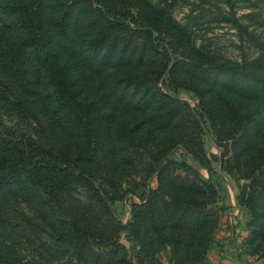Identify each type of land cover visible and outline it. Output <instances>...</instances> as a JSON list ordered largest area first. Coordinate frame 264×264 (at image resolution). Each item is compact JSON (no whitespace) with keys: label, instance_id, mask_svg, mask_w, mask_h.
Here are the masks:
<instances>
[{"label":"trees","instance_id":"obj_1","mask_svg":"<svg viewBox=\"0 0 264 264\" xmlns=\"http://www.w3.org/2000/svg\"><path fill=\"white\" fill-rule=\"evenodd\" d=\"M178 1L0 0V98L41 135L0 121V264H146L168 247L172 264H210L221 193L172 157L179 146L245 180L236 197L250 214L245 249L264 258V49L222 60L175 18ZM205 119L219 155L206 150ZM138 191L124 223L111 202ZM1 199L28 207L23 224L45 236L43 262L6 238Z\"/></svg>","mask_w":264,"mask_h":264},{"label":"rangeland","instance_id":"obj_2","mask_svg":"<svg viewBox=\"0 0 264 264\" xmlns=\"http://www.w3.org/2000/svg\"><path fill=\"white\" fill-rule=\"evenodd\" d=\"M173 14L192 32L199 46L222 60L232 62L253 60L264 49V0H179L173 6ZM167 83L165 79L163 86L172 94L189 101L194 107L199 105L200 100L192 91L179 89L174 92L169 89ZM12 101L13 98L10 96L7 99L0 98V121L3 128L37 140L41 139V135L36 130V123L27 114H22L15 109ZM234 101L247 109L254 106L250 98L238 97ZM203 132L205 147L210 156L219 155L221 149L208 119L204 120ZM172 157L191 163L205 178L212 177L219 187L223 209L209 252L210 264H264V258L250 255L245 249L250 233L245 221L248 220V211L243 207L239 211L236 210L239 205L236 197L239 194L240 185L244 184L245 180H238L225 172L217 161L211 162V169L205 167L182 146L173 151ZM141 196L142 191H138L111 202L115 214L124 223H128L132 217L131 203L139 202ZM1 202L4 209L3 218L10 223V229L7 232L13 233L7 234L6 238L20 244L19 247L25 253L43 262V259L49 256V253L43 251V246L40 245V237L45 238V236L39 231L34 232L32 230L34 227L28 221L26 222L28 227L23 224L21 212L30 215L28 207L19 203L12 204L6 199H1ZM128 235V231L124 232L121 241L128 247L131 254L135 255L136 244L128 238ZM50 250L54 248L50 247ZM155 258L147 259L146 264H172L171 248H166L157 255V259Z\"/></svg>","mask_w":264,"mask_h":264},{"label":"crops","instance_id":"obj_3","mask_svg":"<svg viewBox=\"0 0 264 264\" xmlns=\"http://www.w3.org/2000/svg\"><path fill=\"white\" fill-rule=\"evenodd\" d=\"M234 203H235V202H234ZM240 208H241V206L238 205L236 210L239 211ZM241 209H242V208H241ZM236 210H235V211H236ZM247 219H248V220H245L246 223H247V222L249 221V219H250V214H248V212H247Z\"/></svg>","mask_w":264,"mask_h":264}]
</instances>
